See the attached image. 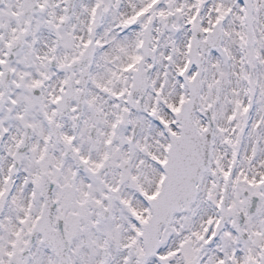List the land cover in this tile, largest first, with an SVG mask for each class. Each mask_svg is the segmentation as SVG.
<instances>
[{
	"label": "snow or ice",
	"instance_id": "6c2138e0",
	"mask_svg": "<svg viewBox=\"0 0 264 264\" xmlns=\"http://www.w3.org/2000/svg\"><path fill=\"white\" fill-rule=\"evenodd\" d=\"M0 264H264V0H0Z\"/></svg>",
	"mask_w": 264,
	"mask_h": 264
}]
</instances>
